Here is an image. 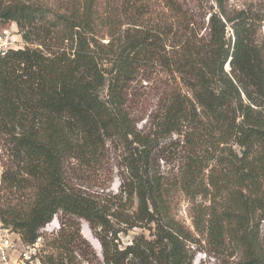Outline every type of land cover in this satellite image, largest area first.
Here are the masks:
<instances>
[{
    "label": "trees",
    "instance_id": "trees-1",
    "mask_svg": "<svg viewBox=\"0 0 264 264\" xmlns=\"http://www.w3.org/2000/svg\"><path fill=\"white\" fill-rule=\"evenodd\" d=\"M211 1L208 8L202 0L0 3V23L14 22L25 42L0 59V133L13 160L0 174V220L31 244L63 214L41 264H192L188 245L201 241L227 244L239 253L233 264H264L257 225L264 220V49L255 45L247 11ZM86 36L116 40L108 70H99ZM154 66L176 74L188 96L170 92L155 132L140 135L122 92L137 71ZM171 135L186 146L179 175L150 176L151 150ZM108 139L135 144L139 171L120 196L136 198L129 227L155 224L146 247H119L110 213L65 183L64 164L90 165ZM174 189L191 204L194 232L172 214ZM80 220L99 241L101 260L82 239Z\"/></svg>",
    "mask_w": 264,
    "mask_h": 264
},
{
    "label": "rangeland",
    "instance_id": "rangeland-1",
    "mask_svg": "<svg viewBox=\"0 0 264 264\" xmlns=\"http://www.w3.org/2000/svg\"><path fill=\"white\" fill-rule=\"evenodd\" d=\"M10 1L13 0H0V3ZM23 1L45 3L54 8H62V6L67 8L73 2V0ZM202 3L208 8L212 1L202 0ZM228 7L230 9H243L248 12L255 23L253 27L255 45L264 49V0H228ZM126 26L124 24L121 29H125ZM205 29L206 24L204 23L200 32L203 36L207 34ZM229 33L231 34V32ZM86 37L89 42L88 51L96 58L99 70H108L110 65L107 61L112 59V56L117 52L116 40L104 36L93 42L88 39V36ZM22 41L25 44L23 39ZM224 69L229 70V66L226 64ZM176 91L188 96L176 74L171 75L155 66L148 70L137 71L134 78L125 83L122 92L123 109L129 115V122L134 131L140 135L146 133L152 135L165 108L169 93ZM105 96L106 87H103L101 97L105 98ZM127 139L130 140L131 138L128 137ZM7 143V136L0 133V174L6 167L13 164ZM131 146L132 148L128 143L119 139L104 140V146L100 149L96 161L90 165H81L73 160L66 162L64 164V179L67 186L94 198L110 213L115 228L119 230L117 233L119 247L130 245L132 242L146 247L155 239V224L141 221L138 222L139 226L129 227L131 221H136L132 214L136 207V198L133 197L131 202H126V194L123 193L120 196L122 187L130 181H134L137 176L138 168L137 166L134 167L131 159L135 144ZM233 148L239 152L237 146H233ZM185 149V144L177 135L159 138L149 155L147 169L149 175H160L165 179L174 180L179 175ZM117 196L120 197L121 203L117 204ZM0 198H4L2 191H0ZM196 202H201V200L197 199ZM202 203L203 205L208 204V202ZM171 204L174 218L185 228L193 231L191 204L177 189L173 190ZM122 210L127 215L123 214ZM121 214L124 216L118 217ZM123 217L127 219L126 222H122ZM63 219V214L59 212L39 230L42 235L40 236L41 249L62 226L61 221ZM257 225L264 238V220H261ZM79 233L101 260L100 243L87 221H79ZM188 246L194 254L192 264H233L239 258V253L232 254L227 244H224L223 248H216L211 242L204 243L201 241Z\"/></svg>",
    "mask_w": 264,
    "mask_h": 264
},
{
    "label": "built area",
    "instance_id": "built-area-1",
    "mask_svg": "<svg viewBox=\"0 0 264 264\" xmlns=\"http://www.w3.org/2000/svg\"><path fill=\"white\" fill-rule=\"evenodd\" d=\"M21 32L14 22L0 23V59L10 51L22 48ZM40 237L31 244L24 243L20 234L0 220V264H41Z\"/></svg>",
    "mask_w": 264,
    "mask_h": 264
}]
</instances>
